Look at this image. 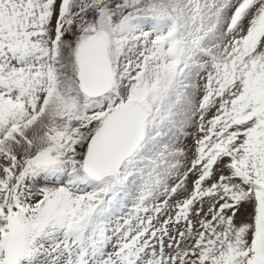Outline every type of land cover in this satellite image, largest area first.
Instances as JSON below:
<instances>
[{
    "label": "snow or ice",
    "instance_id": "1",
    "mask_svg": "<svg viewBox=\"0 0 264 264\" xmlns=\"http://www.w3.org/2000/svg\"><path fill=\"white\" fill-rule=\"evenodd\" d=\"M0 264H264V0H0Z\"/></svg>",
    "mask_w": 264,
    "mask_h": 264
}]
</instances>
